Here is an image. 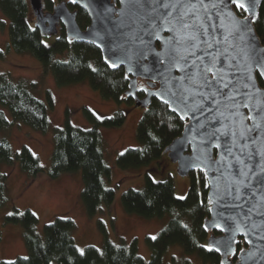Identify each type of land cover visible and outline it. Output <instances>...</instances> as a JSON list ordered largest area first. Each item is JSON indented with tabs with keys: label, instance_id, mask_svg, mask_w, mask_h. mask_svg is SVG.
I'll list each match as a JSON object with an SVG mask.
<instances>
[{
	"label": "trees",
	"instance_id": "trees-1",
	"mask_svg": "<svg viewBox=\"0 0 264 264\" xmlns=\"http://www.w3.org/2000/svg\"><path fill=\"white\" fill-rule=\"evenodd\" d=\"M42 2L46 11H51L55 4L53 0H42ZM69 7L77 10V22L81 28H85L90 22L85 10L71 3ZM0 10L9 20L8 37L12 49L19 53L28 52L36 57L45 70L52 72L59 86L87 81L102 97L113 100L118 106L124 102L135 105L133 99L125 95L129 79L123 67L113 69L106 65L98 48L88 43L68 40L62 25L51 45L41 43L44 36L30 21L32 13L29 0H0ZM258 16L259 19L254 27L264 44V2L260 4ZM29 24L35 31H29ZM64 52H67L68 58H59L58 55ZM257 79L263 86V81L258 75ZM0 106L8 110L11 115L7 117L0 109V163L12 165L17 162L30 179H33L42 171L38 157L33 155L26 145L14 152L8 136L3 133L15 123L45 133L50 123L49 111L53 109L52 96L46 91V102H44L34 96L22 82L12 81L7 74H0ZM82 111L90 123L89 128L73 125L67 115L63 124L55 128L47 175L50 179H55L62 173L80 171L83 182L80 198L86 213L93 216L102 205H110L115 197L114 189L105 185L106 179L111 175V169L104 160L99 128L121 126L126 120L128 110L118 108L112 114L103 115V119H97L93 113H98L88 106H83ZM169 124L175 126L169 128ZM183 125L184 121L169 110L166 104L152 98L137 124L136 138L140 145L126 148L121 152L123 155L119 153L115 160L117 167L136 169L150 165L162 155L167 156L164 152L165 148L181 133ZM149 133L158 136L159 142L151 141ZM188 177L190 185L184 200L176 198L170 179L153 183V178L147 173L144 175L142 188L130 187L120 196L121 204L128 213L145 218L161 217L165 214L170 216L165 226L157 233L156 241L146 237L150 249V258L147 261L139 255L135 240L129 246L118 245L110 241L106 234L101 249L88 245L83 249L85 255L81 256L73 239L72 234L76 225L71 218L55 217L44 225L43 234H39L36 231L38 222L36 215L34 216L29 209L19 210L13 207L11 212L14 214L7 215L5 220L22 227L27 250L25 256L28 260L24 259L25 256H18L11 262L12 264H162L164 253L170 246L178 245L185 254H194L210 264H220V256L217 252H208L200 247L207 244L208 236V232L203 228L204 219L209 216L206 177L201 170L191 171ZM5 181L6 175L0 172L2 194L0 206L4 203L2 192L5 190ZM15 212H21L23 215H16ZM185 224L188 225L187 228L184 227ZM100 227L105 233L101 223ZM213 232L219 234L218 230ZM243 245V241L238 240L237 250ZM235 258L236 254L232 256L233 260ZM181 261V264H191L188 259ZM8 262L0 259V264H8Z\"/></svg>",
	"mask_w": 264,
	"mask_h": 264
},
{
	"label": "snow or ice",
	"instance_id": "snow-or-ice-1",
	"mask_svg": "<svg viewBox=\"0 0 264 264\" xmlns=\"http://www.w3.org/2000/svg\"><path fill=\"white\" fill-rule=\"evenodd\" d=\"M262 2L119 0L121 8L111 13L112 27L104 35L96 34L101 41L112 34L113 55L122 54L117 57L120 63L130 55L141 60L155 57L162 69L157 73L161 89L150 94L168 105L180 120H196L195 131L201 137L204 152L191 164L204 171L201 165L206 162L209 169L219 173L222 183L209 203L215 201L238 210L234 217H228L235 221V231L243 228L264 232V88L256 80V73L264 77V46L254 27L259 19L255 9ZM28 29L35 31L31 24ZM106 63L113 69L120 66L111 57L106 58ZM148 135L151 141L159 142L158 136ZM213 148L217 150L215 155ZM153 183L160 181L153 178ZM176 198L186 199L183 195ZM214 226L224 230L220 224ZM228 230L233 231L231 226ZM150 239L156 241L158 236ZM200 247L208 252L221 251V247L212 244ZM77 251L85 255L83 249ZM224 254L229 253L226 250Z\"/></svg>",
	"mask_w": 264,
	"mask_h": 264
},
{
	"label": "rangeland",
	"instance_id": "rangeland-1",
	"mask_svg": "<svg viewBox=\"0 0 264 264\" xmlns=\"http://www.w3.org/2000/svg\"><path fill=\"white\" fill-rule=\"evenodd\" d=\"M32 17L31 15V23ZM8 27L9 20L0 10V49H3L0 56V74H7L12 81L22 82L34 96L44 102H46V91H49L53 100V109L49 111L50 123L45 133L18 123L13 124L3 133L8 136L14 152L26 145L35 153L42 171L30 179L19 163L14 162L12 165L0 163V172L6 174L5 192H2L4 203L0 206V259L13 261L18 256L27 254L22 227L5 220L7 213L16 207L19 210L29 209L36 213L38 219L36 231L39 234H43L44 225L55 217L71 218L76 225L72 235L78 249H84L88 245L101 249L106 234L110 241L118 245L129 246L135 240L139 255L147 261L150 258V249L146 237L157 235L170 216L165 214L161 217L145 218L128 213L121 204L120 196L130 187L142 188L146 173L156 181L170 179L176 197L186 196L190 185L189 177L179 176L176 164L166 155H162L148 166L136 169L117 167L115 160L119 153L126 148L140 145L136 138V129L144 109L125 102L118 106L113 100L102 97L87 81L59 86L52 72L45 70L36 57L28 52L19 53L12 49L9 45ZM54 39L55 36L42 38L46 45H51ZM58 57L67 59L68 54L64 52ZM137 86L142 88L146 83L138 79ZM83 106L94 109L101 116L112 114L118 108L128 110L126 120L121 126L99 128L104 160L111 169V175L106 179L105 185L114 189L115 197L110 205H102L93 216L86 213L80 198L83 185L80 171L62 173L55 179H50L47 175L51 163L53 133L56 127L63 124L66 115L73 125L90 127L83 114ZM0 109L7 117H11L8 110L1 106ZM183 259H188L191 264H210L194 254H185L178 245L170 246L164 253L162 264H181Z\"/></svg>",
	"mask_w": 264,
	"mask_h": 264
},
{
	"label": "water",
	"instance_id": "water-1",
	"mask_svg": "<svg viewBox=\"0 0 264 264\" xmlns=\"http://www.w3.org/2000/svg\"><path fill=\"white\" fill-rule=\"evenodd\" d=\"M29 3L33 16V25L42 36L58 35L59 27L62 25L68 40L88 43L98 48L101 53V58L106 65H109L106 63V58L108 57L120 63L117 57L122 54L117 52V55H113L115 49L110 42L112 34L109 33L105 36L103 41L96 36L98 32L104 35L105 31L112 27L110 20L114 17L111 16V13L113 10H119L121 8L119 0H77L76 3H72L84 9L88 14L90 22L85 28L79 26L77 22V10L70 9L66 0L56 2L51 11L44 9L42 0H29ZM259 7L260 4L255 9L257 14ZM224 23L227 24V21ZM257 37L259 38L258 34ZM156 43L159 45V41H156ZM261 45L264 46L262 42ZM119 67H123L129 79L125 95L133 99L135 106L145 109L151 103L152 98H156L163 103L156 95L150 94L157 93L161 89V81L157 77V73L158 71H162V69L156 62L155 57L141 60L135 55H130L129 58L124 59L120 63ZM257 75L263 81V86L259 84ZM138 79L146 80V86L141 89L144 93L143 96H139ZM256 80L258 85L264 88V77L256 73ZM129 93H132V95H129ZM175 114L177 115V113ZM196 116L199 117V113H196ZM195 129L196 120H189L186 117L181 133L172 139L164 150L168 159L176 164V171L181 177H187L191 171L199 170V168L191 164V161L197 159L198 154H203L204 152L201 137L196 135ZM211 151L213 155L217 152L215 148L211 149ZM201 166L204 167L203 172L207 180V200L209 203L214 191L217 190V187L222 182L219 173L209 169L206 162ZM228 203L231 202L228 201ZM209 209L212 210L209 211V216L204 219L203 228L205 229V225L208 226L205 229L208 232L206 238L207 244L221 247V251L217 252L220 256V261L223 260L224 264H264V239L259 238L260 236H264V232H249L243 228L240 231H235V221L228 219V217H234L238 211L236 209L225 208L222 205H218L215 201L209 203ZM257 222L260 223L259 219H257ZM215 224H220L224 230L221 231L220 228L214 226ZM229 226H231L233 231L228 230ZM214 230H218L219 234H215L213 232ZM238 240H242L244 245L237 250ZM248 240L251 243H248ZM225 246H228L227 249ZM226 250L229 253L228 255L224 254ZM233 252L236 254L235 260L232 259Z\"/></svg>",
	"mask_w": 264,
	"mask_h": 264
},
{
	"label": "flooded vegetation",
	"instance_id": "flooded-vegetation-1",
	"mask_svg": "<svg viewBox=\"0 0 264 264\" xmlns=\"http://www.w3.org/2000/svg\"><path fill=\"white\" fill-rule=\"evenodd\" d=\"M58 1H61V0H58ZM57 1V2H58ZM67 2H68V6H69V3H71L70 2V0H66ZM56 3V2H55ZM72 4V3H71ZM73 5H75V4H73ZM79 7V6H78ZM71 9V8H70ZM84 10V9H83ZM86 12V11H85ZM88 15V14H87ZM89 17V16H88ZM90 20V19H89ZM61 26V25H60ZM60 28V27H59ZM59 33V32H58ZM57 36V35H56ZM70 41H73V40H70ZM144 82L146 83V80H144ZM143 88V87H142ZM142 88H138L139 89V96H143V91L141 90Z\"/></svg>",
	"mask_w": 264,
	"mask_h": 264
}]
</instances>
